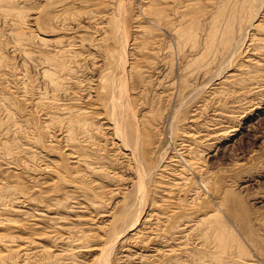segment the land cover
I'll use <instances>...</instances> for the list:
<instances>
[{
	"label": "rangeland",
	"instance_id": "obj_1",
	"mask_svg": "<svg viewBox=\"0 0 264 264\" xmlns=\"http://www.w3.org/2000/svg\"><path fill=\"white\" fill-rule=\"evenodd\" d=\"M154 1L0 0V264H99L107 235L137 216L141 237L127 231L110 264H264V53L228 69L202 54L203 13L218 7L206 0L183 21L195 33L187 56L166 29L162 60L160 33L140 12L153 17ZM187 149L199 166L182 173ZM115 215L111 233L104 223ZM217 217L226 248L205 231Z\"/></svg>",
	"mask_w": 264,
	"mask_h": 264
},
{
	"label": "bare ground",
	"instance_id": "obj_2",
	"mask_svg": "<svg viewBox=\"0 0 264 264\" xmlns=\"http://www.w3.org/2000/svg\"><path fill=\"white\" fill-rule=\"evenodd\" d=\"M154 1V0H153ZM159 1V7L157 8V9H154V12H153V17H151V16H149L148 14L147 15H145V10L142 8L141 10H140V12L142 13V15L144 16V18L148 21V22H150L154 27H155V31H157V34H158V32L160 33V35L159 36H157V37H155L156 36V34H154L155 36H154V38H153V41L155 40L156 42H153V43H155V46H156V44H159V46H156V49L153 47V49H155V51H153V52H155V54L158 56V57H160L162 60H163V58L161 57V54L163 53V50L165 49V47H164V45H163V40H161V35H162V32H163V30H168V34H169V36H171V37H174V38H176L177 40H176V43H177V41H178V49L180 50V53L184 50V48L186 47V43H187V41H188V39H194V35H195V33H190V27L189 26H185L184 25V23H183V21H184V19L188 16V14H190L188 11H195V13H198L200 10H202V8L204 7V5H206L207 3V1L206 0H173V1H175V3H176V5H175V7H172V5L170 6V9L171 10H173V8H175L174 9V14L172 13L171 14V11H170V14H169V11H167L168 12V14L166 13V10H168V8L167 7H169L168 5V3L169 2H167V9H165V8H163V4H164V2H165V0H157V2ZM172 1V0H171ZM170 1V2H171ZM209 1H211V2H214L215 1V4H217V6L218 7H215V6H213V7H215V8H212V9H214L212 12H210V10L209 11H207L206 13H203L204 15H205V18H206V16H207V18H209L208 17V15H207V13L209 14V13H211V15H210V22H211V25H209L210 27H209V30H208V33L206 34V37H205V39H206V44H205V48L203 47V49H202V54H204V53H211V60L213 61V63H214V61L216 62V61H221L224 65H225V67L223 66V69L225 68H229V67H231V65H235V63H236V61L238 60V59H240V57L242 58V57H244V54L247 56V52L248 51H254V52H259V51H261V52H263L264 53V28H263V26H260L259 24H261V23H258L257 24V22H256V19L258 20V18L259 17H264V16H262V12H263V14H264V9H263V2H264V0H209ZM211 2H210V4H211ZM154 3H156V1H154ZM171 4V3H170ZM173 4V3H172ZM210 4H208V5H210ZM214 4V3H213ZM257 4H259L258 6H260L259 8L257 7V8H254ZM172 7V8H171ZM209 7H211V6H209ZM156 8V7H155ZM59 9V8H58ZM169 9V10H170ZM205 9H206V6H205ZM207 9H208V7H207ZM153 11V10H152ZM193 11V12H194ZM262 11V12H261ZM205 12V11H204ZM261 12V13H260ZM192 13V12H191ZM195 13H193V14H195ZM200 13V12H199ZM202 14V15H203ZM259 14H261L260 16H259ZM177 15V16H176ZM197 15V14H196ZM202 15H200V16H202ZM194 16V15H193ZM259 16V17H258ZM117 17V16H116ZM197 18H200V17H198V16H196ZM196 17H194L195 19H197ZM134 18V17H133ZM188 18V17H187ZM191 18V17H190ZM190 18H188V19H190ZM204 18V17H203ZM202 18V19H203ZM204 18V19H205ZM206 18V22H208V19ZM187 19V20H188ZM262 19H264V18H262ZM262 19H260V20H262ZM186 20V19H185ZM187 20H186V23H187ZM192 20H194V19H191V21ZM198 20V19H197ZM137 21H138V19H137ZM143 21V20H142ZM195 21V20H194ZM185 22V21H184ZM256 22V24H254ZM260 22V21H259ZM192 24H193V22H191ZM198 23H199V21H195V25H198ZM209 23V22H208ZM189 25H190V21H189V23H188ZM210 24V23H209ZM264 24V23H263ZM112 25V24H111ZM187 25V24H186ZM206 25V24H205ZM194 26V25H193ZM200 26V25H199ZM201 26H202V24H201ZM200 26V27H201ZM204 26V25H203ZM207 26V25H206ZM205 26V27H206ZM98 27V26H97ZM110 27H112V26H110ZM110 27H109V29H110ZM140 27H142V26H139V28ZM116 28V27H115ZM114 28V29H115ZM195 28H196V26H195ZM202 28V27H201ZM200 28V29H201ZM208 28V26L206 27V29ZM113 29V28H112ZM121 29V28H120ZM203 30H204V28H202ZM117 30V29H116ZM115 30V31H116ZM124 30V29H123ZM125 30H127V29H125ZM198 30V29H197ZM205 31H207V30H205ZM249 31H251L253 34L251 35V33L249 34V35H251V37L249 36V38H248V32ZM259 31H261V33L260 34H257V32L259 33ZM123 32V31H122ZM167 32V31H166ZM120 33V32H119ZM124 33V32H123ZM202 34V33H201ZM121 35V34H120ZM141 35H144V34H141ZM122 36V35H121ZM145 36V35H144ZM203 36H205V34H203ZM107 37V36H106ZM115 37V36H114ZM143 37V36H142ZM141 37V38H142ZM146 37V36H145ZM200 37V36H199ZM100 38V37H99ZM102 38V37H101ZM101 38L99 39V40H101ZM117 38V37H116ZM118 38H119V36H118ZM124 38V37H123ZM128 38V37H127ZM140 38V39H141ZM148 38V37H147ZM248 38V39H247ZM103 39V38H102ZM135 39V38H134ZM145 40H147L146 38H144ZM171 39V38H170ZM202 39H204V38H202ZM104 40V39H103ZM116 40V39H115ZM120 40V39H119ZM127 40V39H126ZM136 40V39H135ZM143 40V39H142ZM141 40V41H142ZM158 40V41H157ZM197 40V39H196ZM105 41V40H104ZM104 41H102L101 43H103ZM122 40H120V42H121ZM132 41V40H131ZM134 41V40H133ZM136 41H138V40H136ZM149 41H151L150 39H149ZM194 41V40H193ZM193 41H191V42H193ZM116 42V41H115ZM146 42H148V41H146ZM162 42V43H161ZM125 43V42H124ZM142 43H144V42H142ZM152 43V42H151ZM189 43V42H188ZM196 43H197V41H196ZM205 43V42H204ZM248 43H250V44H248ZM97 44V43H96ZM133 44H135V42L134 43H132V45ZM137 44H139V43H137ZM252 44H255V45H253L254 47L253 48H250L251 47V45ZM131 45V44H130ZM131 45V46H132ZM172 46H173V44H171ZM171 45H169V47L171 46ZM188 45V44H187ZM190 45H191V43H190ZM198 45V44H197ZM201 45H203V44H201ZM106 46V45H105ZM135 46V45H134ZM149 46L150 45H148V44H144V45H142V50L143 49H146V51H147V49H149ZM152 46V45H151ZM185 46V47H184ZM193 45H191V49L193 48L194 49V47L196 48V46H195V44H194V47H192ZM122 47H124V45L122 44ZM127 47V46H126ZM130 47V46H129ZM139 47V46H138ZM175 47V46H174ZM174 47H172V49L174 48ZM198 47H200V45H198ZM109 48H110V45H109ZM117 48V47H116ZM140 48V47H139ZM171 48V47H170ZM169 48V49H170ZM176 48V47H175ZM174 48V49H175ZM187 48V47H186ZM115 49V48H114ZM124 49V48H123ZM130 49V48H129ZM136 49V48H135ZM174 49H173V51H174ZM177 49V50H178ZM183 49V50H182ZM190 49V48H189ZM191 50L192 52L193 51H196V50ZM200 49H201V47H200ZM61 50V49H60ZM122 50V49H121ZM139 50V49H138ZM141 50V49H140ZM186 50H188V49H186ZM263 50V51H262ZM62 51V50H61ZM115 51H116V49H115ZM123 51H125V49L123 50ZM137 51V50H136ZM150 52H151V49L149 50ZM148 51V52H149ZM198 51V50H197ZM111 52L113 53V51H112V49H111ZM119 52V51H118ZM135 52V51H134ZM133 52V53H134ZM165 52V51H164ZM175 52H177L178 53V51H175ZM191 52V53H192ZM201 52V51H200ZM199 52V53H200ZM120 53V52H119ZM118 53V54H119ZM121 53H123L122 51H121ZM141 53H143V51H141ZM191 53H190V55H191ZM197 53V52H196ZM206 53V54H207ZM114 54V53H113ZM144 54V53H143ZM146 54H147V52H146ZM164 54V53H163ZM182 54H185V50H184V53H182ZM182 54H180V56L182 55ZM187 54V53H186ZM185 54V55H186ZM198 54V53H197ZM206 54H204L205 56H206ZM252 54H253V52H252ZM256 54V53H255ZM150 55V54H149ZM148 55V56H149ZM201 55V54H200ZM199 55V56H200ZM210 55V54H209ZM260 55V54H259ZM264 55V54H263ZM262 55V56H263ZM60 56V55H59ZM114 56V55H113ZM117 56V55H116ZM122 56H124L123 54H122ZM122 56H120L121 58H122ZM146 56V55H145ZM144 56V57H145ZM187 56V55H186ZM198 56V55H197ZM204 56V57H205ZM119 57V56H118ZM151 57V56H150ZM184 57V56H183ZM201 57V56H200ZM248 57H249V55H248ZM247 57V58H248ZM252 57V56H251ZM254 57V56H253ZM252 57V58H253ZM120 58V59H121ZM149 58V57H148ZM154 58V57H153ZM190 58V57H189ZM262 58V57H261ZM62 59V58H61ZM124 59H126V58H124ZM147 59V58H146ZM157 59V58H156ZM185 59V58H184ZM199 59H201V58H199ZM209 59V61H211ZM258 59H260V58H258ZM114 60H116L115 58H114ZM122 60V59H121ZM153 60V59H152ZM196 60V59H195ZM203 60V59H202ZM253 60V59H252ZM261 60V59H260ZM47 62H48V60H46ZM117 61V60H116ZM155 61V60H154ZM211 61V62H212ZM63 62H64V60H63ZM109 62H110V60H109ZM121 62V64H119L120 66L121 65H123L124 64V61H120ZM123 62V63H122ZM130 62V61H129ZM210 62V63H211ZM246 62V61H245ZM248 62V61H247ZM48 63H50V62H48ZM113 63V62H112ZM111 63V64H112ZM125 65H127V62L125 61ZM139 62H137V64H138ZM157 63H158V60H157ZM163 63V62H162ZM130 64L132 65L133 63H131L130 62ZM140 64V63H139ZM156 64V63H155ZM161 64V63H160ZM193 64V63H192ZM208 65H209V63H207ZM255 64V63H254ZM52 65H53V63H52ZM59 65V64H58ZM114 67V69H116V64L114 65V64H112ZM111 65V66H112ZM119 65H117V66H119ZM123 66V67H126V66ZM134 65V64H133ZM133 65L130 67V75H132V73H131V70H132V72H134L133 70L135 69V67H133ZM188 65V64H187ZM250 65V64H249ZM256 65V64H255ZM63 66H64V64H63ZM66 66V65H65ZM139 66V65H138ZM140 66H141V64H140ZM160 66V65H159ZM238 67H242L243 66V64L242 63H240L239 65H237ZM52 68L54 67V66H51ZM62 67V66H61ZM122 67V69H124ZM147 67V66H146ZM154 67V66H153ZM222 67V66H221ZM49 68V67H48ZM52 68L50 69V71L52 70ZM58 68H60V67H58ZM111 68V67H110ZM118 68V67H117ZM120 68V67H119ZM141 68V67H140ZM143 68V67H142ZM149 68V67H148ZM147 68V69H148ZM156 68V67H155ZM242 68H244V66L242 67ZM188 69V68H187ZM186 69V70H187ZM125 70V69H124ZM127 70V69H126ZM129 70V69H128ZM140 70V69H139ZM143 70V69H142ZM114 71V70H113ZM185 71V70H184ZM194 71V70H193ZM222 71V70H221ZM53 73H54V70L52 71ZM111 72H112V69H111ZM127 72H129V71H127ZM138 72V71H137ZM136 72V73H137ZM56 73V72H55ZM107 73H109V72H106V74ZM60 74V73H59ZM62 74H64V73H62ZM128 73H126V75H127ZM236 74V73H235ZM105 75V74H104ZM103 75V76H104ZM149 75V74H148ZM168 75V74H167ZM186 75V74H185ZM185 75L183 76V74H182V76L184 77V79H186L185 78ZM189 75V74H188ZM191 75V74H190ZM57 76V75H56ZM60 76V75H59ZM128 77H130L129 75H127ZM135 76V75H134ZM231 76V75H230ZM105 77H107V76H105ZM182 77V78H183ZM186 77H187V75H186ZM212 77V76H211ZM260 77V76H259ZM48 78V77H47ZM103 78V77H102ZM108 78V77H107ZM132 78V77H131ZM256 78V77H255ZM111 79V78H110ZM110 79H108V80H110ZM126 79H127V77H126ZM134 79V78H133ZM223 79V78H222ZM51 80V79H50ZM100 80H101V78H100ZM107 79H104V81H106ZM107 80V81H108ZM161 80V79H160ZM212 80V79H211ZM215 80V79H214ZM249 80V79H248ZM131 81L132 82H135V80L133 81L132 79H131ZM243 81V80H242ZM110 82V81H109ZM184 82V81H183ZM104 83V82H103ZM111 83V82H110ZM110 83L108 84L109 86L108 87H110ZM144 83V82H143ZM53 84V83H52ZM112 84V83H111ZM188 84V83H187ZM220 84H221V82H220ZM58 85H59V83H58ZM106 85H107V82H106ZM134 85V84H133ZM180 85H182V82H181V84ZM185 85V84H184ZM183 85V86H184ZM218 85V84H217ZM112 86H113V84H112ZM120 86H122V85H120ZM103 87V86H102ZM101 87V88H102ZM107 87V86H106ZM105 88V87H104ZM183 88V87H182ZM182 88H180V89H182ZM185 88V87H184ZM205 88V87H204ZM245 88V87H244ZM100 89V88H99ZM114 88H112V90H113ZM177 89V88H176ZM110 90V89H109ZM109 90H106L107 92L109 91ZM179 90V89H178ZM184 90V89H183ZM182 90V91H183ZM100 91V90H99ZM105 91V90H104ZM103 91V92H104ZM119 91V90H118ZM94 92V91H93ZM102 92V91H101ZM102 92V93H103ZM179 93H180V91H178ZM122 93V92H121ZM194 93V92H193ZM108 94H110L111 95V92H109ZM116 94V96H117V93H115ZM114 94V95H115ZM125 94V93H124ZM165 94V93H164ZM106 95V94H105ZM123 95V94H122ZM179 95V94H178ZM104 96V95H103ZM106 97V96H105ZM120 97V96H119ZM190 97V96H189ZM111 98V97H110ZM127 98V97H126ZM112 99V98H111ZM113 100V99H112ZM112 100H111V102H112ZM126 100V99H125ZM110 102V103H111ZM182 102V101H181ZM220 103V102H219ZM112 104V103H111ZM118 104V103H117ZM186 109V108H185ZM113 117V116H112ZM120 117V116H119ZM164 118V117H163ZM112 119V118H111ZM118 119V118H117ZM83 122V121H82ZM113 122H114V120H113ZM113 122H110V123H112V125H116L115 123H113ZM119 122V121H118ZM81 123V122H80ZM86 123V122H85ZM82 124V123H81ZM82 126H84V125H82ZM118 126V125H117ZM116 126V127H117ZM80 127V126H79ZM110 127V126H109ZM120 127V126H119ZM85 128V127H84ZM80 129V128H79ZM115 129V128H114ZM119 129V128H118ZM117 128H116V131L118 130ZM87 130V129H86ZM85 131V130H84ZM74 132V131H73ZM88 132V131H87ZM112 133V132H111ZM124 133V132H123ZM126 133V132H125ZM89 134V133H88ZM119 134V133H118ZM117 133H116V135H118ZM85 135V134H84ZM115 135V136H116ZM150 135V134H149ZM74 136V135H73ZM173 136V135H172ZM171 136V137H172ZM65 137V136H64ZM75 137V136H74ZM86 137V136H85ZM84 137V138H85ZM78 138V137H77ZM89 138V137H88ZM173 138V137H172ZM44 143V142H43ZM128 143V142H127ZM138 143V142H137ZM144 144V143H143ZM127 145V144H126ZM79 147V146H78ZM77 147V148H78ZM83 147V146H82ZM131 147V146H130ZM71 148V147H70ZM128 148H129V146H128ZM184 148V147H183ZM190 148H191V146H190ZM130 149V148H129ZM129 149H127V150H129ZM139 149V148H138ZM76 150V149H75ZM131 150H133L132 148H131ZM130 150V151H131ZM134 150H136V149H134ZM179 150V149H178ZM73 151V148H72V150H71V152ZM133 151H131V153H132ZM184 152V151H183ZM182 152V153H183ZM70 153V152H69ZM178 153H180V152H178ZM72 154H74V152L72 153ZM135 154V153H134ZM185 154H187V155H185ZM185 157H184V155H183V157H182V164H181V169H179L182 173H184V172H186V171H193L194 169H196V167H197V165H198V155H197V152H195V151H192V150H190V149H187L186 151H185ZM74 155H76V154H74ZM90 155V154H89ZM130 155V154H129ZM180 155V154H179ZM128 156V155H127ZM182 156V155H181ZM81 160V159H80ZM140 163V162H139ZM74 164V163H73ZM145 165V164H144ZM199 166V165H198ZM48 168V167H47ZM198 168V167H197ZM155 169V168H154ZM153 169V170H154ZM49 171V170H48ZM78 171V170H77ZM154 171H156V170H154ZM153 171V172H154ZM148 173H150V172H148ZM155 173V172H154ZM177 174H179L180 175V173H177ZM175 175V174H174ZM201 175V174H200ZM204 178V177H203ZM203 178H202V180L200 181V183H201V185H200V188H199V190L201 189V187L203 188V187H208L207 186V181L205 180V178H204V180H203ZM207 179V178H206ZM139 180V179H138ZM209 183V182H208ZM72 187H73V185H71ZM173 186V185H172ZM73 188H75V186L73 187ZM77 188V187H76ZM217 190V189H216ZM167 191H168V189H167ZM165 192V191H164ZM198 192V191H197ZM210 192V191H209ZM194 194V193H193ZM199 194V193H198ZM170 195H172V194H170ZM192 195V194H191ZM195 195H197V194H195ZM171 197V196H170ZM163 198H165V196H163ZM195 198H196V196H195ZM125 200V199H124ZM226 200V199H225ZM192 201H193V197H192ZM144 202V201H143ZM139 203V202H138ZM163 203V202H162ZM117 204V203H116ZM168 204V203H167ZM223 204H225V203H223ZM122 205V204H121ZM142 205V204H141ZM140 205V206H141ZM139 206V207H140ZM143 206V205H142ZM218 206V205H217ZM123 207V206H122ZM127 207V206H126ZM129 208V207H128ZM135 208H137V207H135ZM134 208V209H135ZM123 209V208H122ZM139 209V208H138ZM166 209V208H165ZM167 211V210H166ZM174 211V210H173ZM134 212V211H133ZM136 213V212H135ZM154 213V212H153ZM169 213V212H168ZM191 213V212H190ZM216 213V212H215ZM164 214V212L162 213V214H160L161 216ZM166 214V213H165ZM118 215V214H117ZM117 215H115L114 217H111V219L109 220L108 219V221L107 222H105L104 224L106 225L105 227H106V229L107 230H111V233H112V228L113 227H115L114 225L116 224V222H118V221H116L117 220ZM122 215V214H121ZM139 215V214H138ZM156 215V214H155ZM159 215V214H158ZM168 215V214H167ZM167 215H165V216H167ZM164 216V215H163ZM212 216V215H211ZM211 216H209L210 217V219H211ZM148 217H152L150 214H148V216L145 218V220H144V223H145V225H147L148 223H147V219H148ZM208 217V218H209ZM213 217H214V215H213ZM126 218V217H125ZM141 218V217H140ZM168 218H169V215L167 216V218H165V217H160V218H158L157 219V221H159V219L161 220V219H164V221H167L168 220ZM138 216L136 217V218H134L132 221H131V223L129 224L128 223V226L125 228V229H123V231H121V233L118 235L117 234V236H116V238H113L112 239V237H109L108 235H107V237L105 238V242H104V244L102 245L104 248H103V251L101 252L102 254H100V255H102V259L100 260V262H99V264H110V261H111V255H112V252H113V250H115L114 248H115V245L117 244V241L119 242V238H120V240L122 239V238H124V234L127 232V231H132V230H135V226H136V224H137V222H138ZM218 217L216 218V221L214 220V224H213V221H212V223L211 222H208V224L209 223H211L210 225H207L206 226V233H208L209 234V236H212L213 234H215V237L216 238H218L219 237V240L222 242H220L219 243V246L220 247H222V245L223 246H225V248H226V246H228V245H225L226 244V242H228L227 240L229 239V241H232V238H231V234H230V232L227 230V228H225L221 223H220V219H218ZM201 222H205V217H204V220H203V217L201 218ZM146 221V222H145ZM199 222H200V220H198ZM206 221H208V220H206ZM211 221V220H210ZM199 222H195V223H199ZM143 223V224H144ZM190 223V222H189ZM195 223H194V225H195ZM205 223H207V222H205ZM12 224V223H11ZM182 224V223H181ZM200 224V223H199ZM203 224V223H202ZM149 225V224H148ZM154 225V224H153ZM153 225H152V227H153ZM159 226V225H158ZM179 226V225H178ZM186 226V224H184V226L182 227V228H186L185 227ZM125 227V226H124ZM143 227V226H142ZM180 227V226H179ZM188 227V226H187ZM192 227V226H191ZM197 227H199V226H197ZM149 228V227H148ZM177 228V227H176ZM181 228V227H180ZM202 228V227H201ZM103 229V228H102ZM105 229V228H104ZM143 229V228H142ZM141 229V230H142ZM145 229V228H144ZM147 229V228H146ZM153 229H154V227H153ZM152 229V230H153ZM205 229V228H204ZM140 229H137V230H135V232L134 233H132L131 234V239L132 240H139V238L141 237H139L138 238V236H139V234H141V232H143V230L141 231ZM186 230V229H185ZM188 230V229H187ZM145 231V230H144ZM120 232V231H119ZM108 233V232H107ZM128 233V232H127ZM217 233H219V236L217 237ZM116 234V233H115ZM186 236V231H185V234H183V236H181V237H185ZM206 235V234H205ZM115 236V235H114ZM130 236H128V238H129ZM208 238H211V237H208ZM214 238V237H213ZM130 239V238H129ZM155 238H152L150 235H149V237H148V240L147 241H145V243H148L150 240H154ZM222 239V240H221ZM127 240V239H126ZM6 241V240H5ZM14 241V240H13ZM125 241V240H124ZM7 242V241H6ZM71 242V241H70ZM76 242V241H75ZM151 242V241H150ZM10 243V242H9ZM14 243V242H13ZM74 243V242H73ZM77 244V243H76ZM124 244V243H123ZM184 244V243H183ZM12 245H14V244H12ZM9 246H10V244H9ZM18 247H19V245H17ZM101 246V247H102ZM135 246V245H134ZM16 247V246H15ZM99 247V246H98ZM14 248V247H13ZM100 248V247H99ZM8 249H9V247H8ZM16 249V248H15ZM19 249V248H18ZM20 249H22V248H20ZM29 251V250H28ZM145 251V250H144ZM147 251V250H146ZM156 253V254H158V252H159V249H153L152 250V253H154V252ZM18 252V251H17ZM168 252H172L171 250L170 251H168ZM23 254V253H22ZM114 254V253H113ZM137 255V252L135 251L134 253H132V254H129V255ZM11 255H13V254H11ZM152 255H155V254H152ZM151 255V256H152ZM16 256L18 257V259H19V256H18V254H16ZM15 256V257H16ZM24 256H28V253H26V254H24ZM9 257V256H8ZM23 258V257H22ZM27 258V257H26ZM153 260V259H152ZM64 261V260H63ZM99 261V260H98ZM140 261V260H139ZM96 264V263H95ZM97 264H98V262H97Z\"/></svg>",
	"mask_w": 264,
	"mask_h": 264
}]
</instances>
